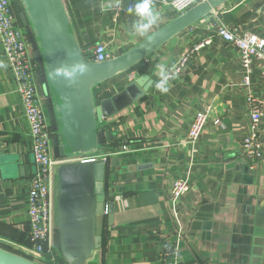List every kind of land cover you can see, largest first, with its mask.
I'll return each instance as SVG.
<instances>
[{"label": "crops", "instance_id": "1", "mask_svg": "<svg viewBox=\"0 0 264 264\" xmlns=\"http://www.w3.org/2000/svg\"><path fill=\"white\" fill-rule=\"evenodd\" d=\"M152 2L159 18L140 35L131 27L137 17L127 12L133 0H65L80 44H103L112 58L173 19L159 0ZM216 19L264 38V0H231ZM216 19L208 17L93 90L96 106L102 111L105 104L107 114L98 126L115 135L106 140L108 148L128 151L106 165L105 189L115 194L113 219L90 264H156L160 249L176 242L182 264H264V120L256 131L262 158L248 164L241 151L251 132L247 98L264 103L260 69L252 64L244 86L237 52L214 36ZM209 37L211 44L192 55L182 73L167 78V92L156 88L161 66L168 76ZM5 64L0 48V248L26 258L31 256L26 198L35 169L28 126ZM143 75L151 81L149 89L132 101L138 92L126 88ZM36 90L48 122L50 94L39 79ZM208 103L209 123L191 153L190 122ZM20 167L28 171L21 175ZM178 179L188 181L189 191L172 206L170 188Z\"/></svg>", "mask_w": 264, "mask_h": 264}, {"label": "water", "instance_id": "2", "mask_svg": "<svg viewBox=\"0 0 264 264\" xmlns=\"http://www.w3.org/2000/svg\"><path fill=\"white\" fill-rule=\"evenodd\" d=\"M38 68L39 81L49 98L46 115L52 133L53 158L94 155L106 135L98 123L107 117L105 104L96 106L93 90L146 60L172 40L220 12L231 0H203L124 53L101 63L85 60L79 39L71 32L65 0H11ZM151 81L143 75L126 88L144 97ZM136 86V87H135ZM137 87L139 89H137ZM129 100V103L132 102ZM29 158H24L28 163ZM115 164L114 160L112 161ZM34 170V169H33ZM28 169L19 168L21 175ZM106 164L63 163L55 170L56 234L64 264H90L100 249L104 227L113 219L115 194L105 189ZM0 264H36L0 248Z\"/></svg>", "mask_w": 264, "mask_h": 264}, {"label": "built area", "instance_id": "3", "mask_svg": "<svg viewBox=\"0 0 264 264\" xmlns=\"http://www.w3.org/2000/svg\"><path fill=\"white\" fill-rule=\"evenodd\" d=\"M203 0H159L160 5L169 9L173 17L182 15ZM214 19L217 14L212 15ZM214 36L220 38L232 47L239 56L240 65L244 72L243 85L248 86L252 64L258 63L260 69V86L264 93V38L251 33H240L228 28L221 22L213 23ZM212 37L198 42L179 59L176 66L168 74L171 79L182 73L192 55L211 44ZM0 48L5 60V69L15 83V93L19 97L21 111L28 126L31 139V155L34 160V175L30 179L26 198V215L28 218L30 255L37 264H57L58 253L55 245L56 222L54 191L56 187L55 170L63 163H93L101 161L107 165L114 156L128 151L125 146L119 150L108 148L106 142L101 150L94 155H73L66 159L56 160L52 156V133L36 86L39 79L38 68L33 59L29 40L19 22L18 15L11 0H0ZM82 52L86 61L101 63L112 58L107 48L100 43L86 45ZM250 120V135L244 139L241 147L242 157L248 164H255L262 158L257 139V128L264 120V103L251 96L247 98ZM213 105L208 103L197 112L189 126L187 143L191 153L201 133L209 123ZM189 191L186 179L175 180L170 188L172 206ZM177 242L174 245L163 246L156 264H182L179 257ZM34 261V260H32Z\"/></svg>", "mask_w": 264, "mask_h": 264}, {"label": "clouds", "instance_id": "4", "mask_svg": "<svg viewBox=\"0 0 264 264\" xmlns=\"http://www.w3.org/2000/svg\"><path fill=\"white\" fill-rule=\"evenodd\" d=\"M127 12L137 17L136 21L132 24L134 32L144 35L148 30L156 24L158 15L154 11L152 0H133V3L127 8ZM160 75L161 81L156 84V88L161 92H167L168 89L165 86L167 81V75L163 66H161Z\"/></svg>", "mask_w": 264, "mask_h": 264}, {"label": "trees", "instance_id": "5", "mask_svg": "<svg viewBox=\"0 0 264 264\" xmlns=\"http://www.w3.org/2000/svg\"><path fill=\"white\" fill-rule=\"evenodd\" d=\"M15 9H16V7H15ZM17 12V11H16ZM18 15V14H17ZM174 18V17H173ZM18 19H19V17H18ZM19 22H20V20H19ZM21 24V23H20ZM71 32L73 33V31H72V29H71ZM80 46L81 47H84V45H82V44H80ZM57 235V234H56ZM55 247H56V251H57V253H58V261H57V264H64V262H63V260H62V258H61V256H60V252H59V247H58V240L55 242ZM28 246H30V244H28ZM27 259H29V260H32V257L31 256H27L26 257Z\"/></svg>", "mask_w": 264, "mask_h": 264}, {"label": "rangeland", "instance_id": "6", "mask_svg": "<svg viewBox=\"0 0 264 264\" xmlns=\"http://www.w3.org/2000/svg\"><path fill=\"white\" fill-rule=\"evenodd\" d=\"M212 17H213V16H212ZM203 21H204V20H203ZM57 240H58V239H57V235H55V242H56ZM32 260H34V261H33L34 263L37 262V260H36L35 258H33V257H32ZM32 260H31V261H32ZM36 264H37V263H36Z\"/></svg>", "mask_w": 264, "mask_h": 264}]
</instances>
